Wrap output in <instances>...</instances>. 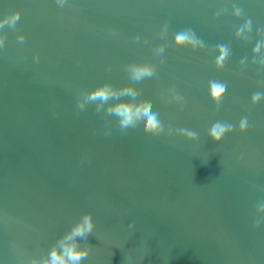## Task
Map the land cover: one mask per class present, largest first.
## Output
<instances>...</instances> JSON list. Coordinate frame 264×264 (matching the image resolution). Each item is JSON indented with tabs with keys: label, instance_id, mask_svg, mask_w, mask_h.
Returning a JSON list of instances; mask_svg holds the SVG:
<instances>
[{
	"label": "water",
	"instance_id": "water-1",
	"mask_svg": "<svg viewBox=\"0 0 264 264\" xmlns=\"http://www.w3.org/2000/svg\"><path fill=\"white\" fill-rule=\"evenodd\" d=\"M14 11L15 27L0 28V264L46 255L85 212L94 229L81 264H264V223L252 227L264 202V95L251 104L264 94V47L252 54L264 0H0V20ZM185 29L204 46L176 48ZM220 44L230 54L218 69ZM131 63L154 75L131 81ZM211 80L226 84L219 106ZM104 82L137 88L165 133L122 132L94 104L78 110V94ZM217 121L233 131L214 143Z\"/></svg>",
	"mask_w": 264,
	"mask_h": 264
},
{
	"label": "clouds",
	"instance_id": "clouds-1",
	"mask_svg": "<svg viewBox=\"0 0 264 264\" xmlns=\"http://www.w3.org/2000/svg\"><path fill=\"white\" fill-rule=\"evenodd\" d=\"M61 6H63L64 0H58ZM233 15L240 18L242 10L239 7L234 6ZM20 19V12L14 11L11 16H5L3 20H0V28H4L5 25L14 28L18 20ZM252 21L251 19L245 20L242 26L238 28L235 35L239 37L242 32H251ZM167 25H165V30ZM257 33L261 35V39L257 41L255 47L252 49V54L255 55L264 47V29H258ZM18 41L23 42V34L18 36ZM139 40V36L136 37ZM4 38H0V46H3ZM173 45L176 48H191L193 51L197 46L203 47L204 42L198 38L192 29H185L177 32L174 35ZM218 50V56L215 59V65L218 69L224 67V62L230 54V49L227 45L220 44L216 46ZM164 52L163 47L155 49L157 55ZM162 63V61H160ZM244 62V59L240 61ZM129 79L133 82H140L145 78L152 77L155 72V67L149 63H131L126 66ZM226 90V84L211 80L208 83V96L210 100L217 106H219L221 98ZM262 93L256 92L251 96V104L256 105L262 98ZM139 90L132 85H125L123 87H115L110 82H104L91 90H84L78 94L76 99V107L82 111L86 106L94 104L96 113H103L104 116L116 117V123L118 128L123 132L129 128L135 129L137 125L140 127V131L145 135L160 136L165 133V126L159 119V114L153 111L152 104L146 100H138ZM127 97L128 99H122ZM176 101H182V97L174 96ZM110 101H115L114 103ZM110 123V122H106ZM248 127V119L244 117L240 120L238 132L243 133ZM233 131V125L221 121L215 122L208 130V138L214 143L219 142L227 133ZM105 134H109L106 130ZM172 131L169 128L167 135H172ZM175 135L187 140L195 141L197 139V133L194 130L187 128H179L176 130ZM264 190V189H262ZM257 219L253 220L252 227L258 228L264 223V202H258L255 208ZM134 226V222L128 225L129 230ZM94 229V222L92 214L85 212L81 217L74 222L70 229L60 236L57 241L49 248L46 255L39 258L33 256L30 258V264H81V261L86 259L89 255L90 245L87 243L85 246H80V241H87L89 235L92 234ZM128 264H131V257L128 258Z\"/></svg>",
	"mask_w": 264,
	"mask_h": 264
}]
</instances>
